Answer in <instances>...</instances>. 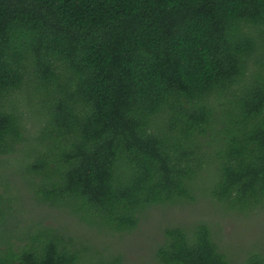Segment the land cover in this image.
<instances>
[{"label":"trees","instance_id":"16d2710c","mask_svg":"<svg viewBox=\"0 0 264 264\" xmlns=\"http://www.w3.org/2000/svg\"><path fill=\"white\" fill-rule=\"evenodd\" d=\"M10 161L38 205L93 234L21 225L0 174V264H124L102 238L201 193L264 209V0H0ZM153 258L264 264L263 251L231 261L202 223L162 229Z\"/></svg>","mask_w":264,"mask_h":264},{"label":"rangeland","instance_id":"374dc122","mask_svg":"<svg viewBox=\"0 0 264 264\" xmlns=\"http://www.w3.org/2000/svg\"><path fill=\"white\" fill-rule=\"evenodd\" d=\"M16 170H19V166L13 161L11 165H0V174L11 177L10 186L16 190L14 208H18L17 218L21 225L28 224L30 220L43 226L62 225L81 236L91 237L93 231L84 227L75 217L38 205L28 189L22 186V179L15 175ZM195 223L209 227L218 250L233 262L243 260L251 251L264 252V209L247 214L227 212L216 202L204 197L203 193L194 202L153 207L143 214L134 231L124 235L112 234L101 240L106 243V253H122L124 264H156L153 249L161 230L171 226L190 227ZM97 244L94 241V245Z\"/></svg>","mask_w":264,"mask_h":264}]
</instances>
